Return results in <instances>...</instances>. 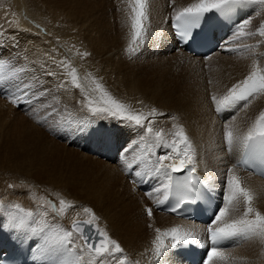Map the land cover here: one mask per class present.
<instances>
[{
  "label": "bare ground",
  "instance_id": "1",
  "mask_svg": "<svg viewBox=\"0 0 264 264\" xmlns=\"http://www.w3.org/2000/svg\"><path fill=\"white\" fill-rule=\"evenodd\" d=\"M21 1L16 0L18 12L16 16L11 17L10 15L9 17H11V19L7 18V21H9L7 22L8 23L7 28H6L7 24L3 23L2 19L0 20V35H2L5 32L4 34L5 37L0 38V59L8 62L9 65L11 63L10 61H15L19 68H23L26 70H30L31 68L32 73L34 75L39 74V72L41 73V71L53 72V63L51 58V56L53 55L51 50L52 46L49 45V43L48 44L44 43V37L42 33H40L41 31L39 27H37L33 22H31V20H29L27 16L30 15L25 14L26 7H24ZM34 1H38V3L39 2L43 3L44 6L46 5L47 8H49L48 11H50V13L48 15L50 16L49 20L51 21L49 23L53 24V26L57 23H60L58 21L60 17L58 18L57 15L58 8H60L61 5L65 7L64 4H66L67 9L62 7L63 9H66V12L64 11L65 20L62 19V22L65 23L66 25L65 32L67 33L66 35H68V40L70 41L73 39L75 45L71 49L70 47L72 46H69L70 44L66 43L68 50L66 51L65 49V52H67V59L69 61V64L72 63V66L73 65L76 66V69L80 67L78 68L80 69L78 77L81 80H83L81 75L85 74V70L86 68H88V60L84 59L80 61L78 58V54L82 53V50H86V52L92 57L99 58L101 63L104 59L110 57V55L119 56L126 52L128 54H131L130 52H128L129 45L131 44L130 36L126 37L123 41L118 43L117 46L114 47L111 46V37L109 31H107L106 33L104 29L106 25H108L106 22V18L104 17L105 14L104 15L103 13L98 14V17L102 23H100V21L97 20L96 10L100 7L98 2L97 5L94 3L93 0L92 1L91 0H34ZM101 1L103 0H100L99 2L101 3ZM171 1L172 2H167V0H163V2L157 7H155L152 4L151 11H149V19L148 21L145 22L147 32L143 39V46L145 45L147 46L143 48L144 50H147L146 52L145 51L143 52V55L145 53V55L147 56L158 57V60L160 61L169 62V65L163 68V70L165 72V75H167V80L170 84L171 90L168 89L166 91L165 90L160 91L159 88H160V84L162 83L160 79L158 81H153V82L136 81V84H131L126 86V89H128L130 92V96L126 99H123L122 103L129 105L137 112L141 111L139 110L140 108L137 109V107L139 103H142L143 104L142 108L144 109L148 107L150 108L153 107L158 110V113L170 114L171 116H174L180 109L178 110L179 104L177 102H173L175 95L173 91L178 90L179 92L182 93L183 99L189 100L191 103L196 98L199 101V104L194 109L190 108L191 110L190 113L188 114L189 119L184 121L182 127L184 128L185 132L187 133L193 145L194 160H195L194 165L197 166L198 172L211 185V187L215 191L217 190L222 191L224 190V184H223L224 173L226 172V169L228 167L236 165L238 161V157L242 150V148H237L232 152H228L226 150V144L223 139V125L225 122H228L232 124L234 127L238 128L240 132H246L247 128L259 115L260 111H264V95H259L254 99H252L251 103L246 109H241L239 111L231 110L222 113H217V112L214 113V109H213L214 105L211 102L212 94L209 96V94L207 93L205 94L206 96H204L202 95V93H199L200 91L198 92L196 90V89L199 90L201 88L203 89L204 87L202 83L203 79L200 78L201 76L197 77L196 79L195 78L193 79L190 75H192L194 71L201 72V70H203L205 66L206 67L212 66V69L219 68L220 65H218V63H213V61L215 60V58L218 57L223 58L225 55L220 56L218 54L221 53L226 54V50L228 49V47L229 49H233V50L232 51L228 50L227 53L233 54L235 50L239 51L240 47L245 45V48H243L240 53H237V55L241 57L242 54H246L247 50L250 51L253 50L252 45L254 42L253 39L250 38V36H243L241 37L240 40H237L236 43L233 42L228 47L226 45L225 47L215 51L214 54L210 56V59L200 61V59H196L194 57L192 58L184 54L183 50L176 46L170 34L168 24H169V20H171V17L173 16L174 10H178L182 7H186L188 4L193 3L194 0H171ZM152 3L155 2L153 1ZM249 4L250 3H247L246 11L248 10V8H250ZM253 4L255 7V3ZM103 5L105 6V4ZM124 5L122 7L126 6V9L128 10V12H130V9L127 7V5L125 6ZM10 6L9 9L11 10ZM39 8L41 7H38V9ZM27 11L29 10L27 9ZM6 14L7 11H5L2 14L3 19H5L4 17ZM247 14L248 12L247 13L245 12L244 17L237 24L236 32L239 30V26L243 23V21L245 19H248V17L246 18ZM248 16H250V14ZM46 25L48 26L49 24ZM53 28L55 29V27ZM248 28L250 29V27L245 28L246 29L245 32H247V30L249 32ZM159 29L161 30V32L159 31ZM130 32H131V21L129 24V35ZM45 34H47V32H45ZM231 39L234 40V37L232 36L229 39V42ZM258 45H260L261 47L259 49L255 47V49L257 50V52L255 53L257 54H255L254 56L260 58L261 56L262 57L264 56V48H262L264 46V43L262 44L261 42ZM64 47L65 46H63V48ZM224 49L225 52L223 51ZM260 54L261 56L259 57ZM165 56H169L167 57L169 61H167ZM241 60L244 61V59ZM93 61H95V59ZM101 63L99 64L101 65ZM250 63L251 62H248V66H247L248 69H245V74H243V76L241 77L239 76V78L235 80L232 79V81H229L227 83V86H225L224 89H221L218 92V95H222L227 90V88L230 87L233 83L247 76L253 67V65ZM72 66L70 65V67ZM58 78L63 79L64 77L62 78L58 77ZM54 79L57 78L55 77ZM54 79L51 80L52 81L51 84H53V87L49 85L43 89H48L49 87H51L50 90H53V92L60 93V95L63 96L62 98L64 100L65 105L66 106L68 105L69 113L74 116L76 115L75 118L78 119L83 114V112L86 111V109L80 111L81 103L79 101H78L79 104H77L76 106L70 105L69 101L72 99L70 93H75L79 95L81 94L80 89H76L72 87L69 83L70 91H66L62 89L57 91L56 85L53 83ZM191 79H193L192 81L193 83L195 82V84L198 81H200V84L202 83V86L200 85L192 86L193 84ZM217 80H219V78ZM23 82H24L23 74L20 72L17 74L15 78L8 79L4 82L3 85L4 88H2L0 92L1 95H5L6 92L12 93L14 91H17V88L19 87V85H22ZM111 90L113 91V93H115L116 89L113 88ZM178 96L179 95H177V97ZM202 96L204 97L202 98ZM115 97L117 98V96ZM182 97L180 96L181 100ZM148 98L151 99L149 100ZM69 107H71L70 110ZM2 112L4 111L2 110ZM86 112H87L86 114L89 117L90 113H88V111ZM219 114L222 115L221 120L217 118ZM170 115H168L169 116L168 118H170ZM233 117L235 119H233ZM163 118L164 117L162 116V119ZM166 119L167 118H165V120ZM37 122L38 121L33 120V123L28 122V124L26 123L20 124V127L18 126L12 127L13 126L12 125L11 126L12 131L11 130L9 132L7 131L6 135H4V138L1 139V142H3V145L7 146L6 147L7 151L4 153V155H6L4 156L5 158L4 164H7V166L9 167L18 168L24 174L33 173L35 171L38 177L33 174L34 175L33 177L36 180L34 179V180H30L29 182H25V185L26 184L32 185L31 189L28 191L24 190L25 187H23L22 190H16L11 186H2L0 189V223L4 224L3 230H0V238H8L9 240L20 242L23 238L29 237L30 246H31L30 251L35 264H56L58 260L63 259L65 256L68 255L64 249H59L54 242L46 243L45 237H51L53 232L59 228L65 229L67 222L71 218V214L69 213L68 210L63 214L58 212V209L60 208L59 204L62 199L65 200L66 205H72L73 202L76 204L83 205L81 204L82 202H81L80 192L78 193L77 191L79 188H81V192L83 196H85L87 199L86 203L88 208H90L89 200L96 204L98 203L100 204L102 202L104 203L103 204L104 209L101 210V206L98 205L96 210L93 211L94 214L97 217H99L100 222L105 223L106 219L108 218V220L111 221V224L108 223L110 230L114 226L115 231H118L120 229L119 232L120 233L123 232V234H125L124 236L129 235V237L126 236L123 238L124 241L129 238L132 239V241L133 240L137 241V243L135 242L136 244H132V245H136V248L134 249V254H131L129 257V259L133 262V264H150V261H152L149 260L150 258L144 257L145 256L144 249L146 248V246H149L148 244H151V246L154 249V245L152 244V241L155 239L156 236V232H155L156 228H160L161 230H164L175 226H181L184 229L191 230L195 236L194 241H185L177 245V247L175 248H169L166 252L167 255H169V257L165 254L164 256H162V260L158 261V263L160 262L162 264H174L173 260L175 259V264H187L182 258L183 253L197 251V248L203 245V243L206 241L205 238L206 227L204 225L182 221L181 219H177L175 217L170 216L167 213H162L159 211V205H160L159 201L163 200V194H157L153 192V189L160 186V184L164 181L165 178L163 176L156 177L153 174L152 177L151 174L145 176L146 178H148L147 181L149 182V185L151 187V192L153 193V197L151 199L149 198V196H144L141 193L137 192L136 190H135L136 192H134L135 195H133V191H132L133 185L126 179L124 175H122L125 169L124 168L125 165L124 164L122 165V163L121 164L114 163V165H112V163H109L107 161H105L106 163L102 162L103 159L101 160L98 157L93 158L87 155L88 153L87 149L84 153L85 155L82 154V152L81 153L75 152L73 151V149H71L72 146H74L72 144L68 145L64 142L60 145L57 143L53 144L51 143V141H48V138L42 133V138L47 141L48 148L50 151V152H43L44 144L41 143L42 141L40 140V136L38 137L36 136V134L39 132L41 128V124H38ZM102 122L108 123L110 125L113 124L111 123V121L109 122L106 119L102 120ZM98 123L99 122L95 123L94 126L97 125ZM167 128L163 130L164 134L168 132ZM45 132H47V135L49 137L52 135V130L50 129L46 130ZM133 137L136 138V136ZM109 140L111 141L112 139L110 138ZM59 150H62V152L64 151L65 154L63 155L65 160L63 158H60L62 152L58 153ZM143 151L144 148L138 149L139 153H143ZM166 151L168 150L166 149L162 150L161 148L160 155L164 154ZM11 154L13 156H11ZM76 158H78V160H82V162L81 161L77 162L78 160L76 161L75 160ZM84 160L85 162L87 160L94 161V163H91L92 167L91 168L89 167L90 170H88V173L92 172L91 175L89 173V175L93 179L92 181L88 180L87 178L86 179L84 178L85 176H88L86 171L87 169L85 168V165L88 163L83 162ZM166 163H170V161ZM235 173L240 177L242 186L247 189H250L251 192L253 193L254 199L252 202V206L256 208L258 211L264 213V182L250 176V174L248 173H242L239 170V168L236 167H235ZM79 174L80 176H78ZM81 179H83V181ZM143 181L144 180H142L141 183ZM120 194L127 196V198L121 196ZM46 195L51 197L49 201L55 204L56 210H53L51 205L49 208L42 207V204H44V202L48 199V197L46 199L45 197ZM119 198L123 201V203H127L129 211L126 212L123 211V212L124 214L127 213L131 219L129 220L130 223L127 224L125 222L126 225L124 224V226L122 224L123 222L122 223L119 222L121 223L120 225L123 226L120 228H119L118 220H121V217L123 218L124 216H121V214L123 215V213L119 214L116 211L120 207V206L115 207V205L118 204V202H120ZM17 204L20 205V207L23 208L26 212L30 211L33 213V216L32 218L29 219L28 223L31 225L32 228L36 229L35 233L28 232L27 230H22V229L12 230L8 227L9 217L17 212V209L15 208V205ZM152 205L155 208L154 210L152 209L153 211L152 218L151 217L149 218L151 219L150 224L152 225V227H150L151 228L150 234L148 233L150 236H148L147 232L145 231L146 228L144 229L142 223L144 222L145 219L147 220V216H145L146 218L144 217V215H146L147 213L146 208H152ZM82 207L84 208V206ZM244 207L245 206L243 202H241V204L239 205V212L236 214L237 215L242 214L244 211ZM133 213L136 216L132 215ZM80 214H85V212L83 211ZM131 221H133L134 223H131ZM40 228H44V232L41 233L39 231ZM123 234L121 236H123ZM130 239L128 240L129 242L127 241L128 243L127 242H123V243L119 242V243L121 244L123 249H125L126 251L127 249H129L128 252L131 253L133 251V248L131 245H129V243H131ZM225 243L228 246L225 249H221V250L225 253L228 259H226L225 261H215L214 264H231L232 262H234V264H240V258L238 256V253L243 254L244 252H247L246 257H249L248 256L249 253H251V255L253 254V251H255L254 249L257 247V244L259 242L258 243L255 242V244L252 243L249 244L247 239L246 240L233 239V240H228ZM151 246L149 247L150 249ZM185 246H187V248H184ZM259 246L261 245L259 244ZM153 249L150 250L151 251V254L149 253L150 256L152 254L154 255ZM76 251L77 254L82 256L80 264H88L89 257L87 253L86 252L80 253L78 249ZM259 253L256 254L258 256L256 257L253 256L254 258H252L255 264L259 262H264V256H263L264 254L262 256H259ZM177 254H179L180 258H177ZM69 259H74V257H69ZM249 259L251 258L249 257ZM105 264H114V262L113 261L107 262L106 260Z\"/></svg>",
  "mask_w": 264,
  "mask_h": 264
},
{
  "label": "snow or ice",
  "instance_id": "2",
  "mask_svg": "<svg viewBox=\"0 0 264 264\" xmlns=\"http://www.w3.org/2000/svg\"><path fill=\"white\" fill-rule=\"evenodd\" d=\"M244 3H255L264 5V0H194L178 10H174L171 17V24L175 30V35L185 43L193 41L196 34L200 32L205 24L208 23L209 14H215L224 19H230L236 6ZM127 6L130 9L129 18L131 21V44L128 51L134 53L136 48L143 43L147 28L145 22L149 19V0H127ZM251 23L250 19H245L239 26L238 37L259 35L264 37V23H262L255 32H245L244 27ZM233 49H229L232 51ZM83 55H87L86 53ZM210 59V57H206ZM58 66L68 67L64 61L57 62ZM25 71L23 68L11 67L8 62L0 59V82L15 78L18 73ZM49 76H57L56 72L48 71ZM70 76V85L80 89L81 110H87L90 113L89 119H76L71 114L65 115L56 107L59 103L57 97H53V103H41L40 108L47 112V117L56 118L61 116L59 126L70 129L76 133L99 132L94 126V120L116 119L127 126L136 127L144 130L145 135L140 136L139 143L143 144L144 153L127 162L125 158V168L134 170L133 164H142L143 171H136L135 175L142 177L153 174L156 177L163 176L165 179L160 186L153 189V192L163 194V200L166 202L174 193L177 195V205L195 202L200 198V190L197 187V169L194 166L193 145L185 132L184 128L174 123L172 125L175 131L172 133L173 139L169 142L165 139L163 130L155 131L153 128V119L158 115V110L152 108L149 113L134 111L129 105L115 99L103 85L92 80L94 87L87 88L83 85L76 68H71L66 73ZM211 83V81H209ZM35 85L32 82L23 83L17 88L16 93H11L7 98L13 104H19L27 97L28 99L39 100L50 94L48 89L39 90L28 97V90ZM57 91L64 89L70 91L69 82L61 81L56 85ZM259 95H264V68H261L256 61H253L252 70L243 79L233 83L222 95L215 92L211 95V102L214 105L215 112L222 113L231 110H241L248 108L251 100ZM50 110V111H49ZM65 112L67 109L65 108ZM173 120L178 118L173 116ZM233 119H235L233 117ZM40 122V121H38ZM148 137H153L151 144L146 143ZM101 142H106L108 136L99 132ZM223 139L226 144V150L232 152L237 148H242L246 157L256 156L264 160V111L254 119L246 132H240L232 124L225 122L223 125ZM138 143L136 141L133 142ZM153 147L167 149L164 154L157 155L155 160L149 159L152 155ZM125 153L129 148L123 150ZM170 161V163H166ZM245 164L248 160L243 161ZM236 165L228 167L224 173V192L221 205L213 213L211 222L207 225L208 240L211 242L208 248L204 264H214L215 261H225L228 257L218 247L222 242L233 239H259L264 242V213L258 211L252 206L254 199L250 189L242 186L240 177L235 173ZM188 171V175L183 180H174L173 173H182ZM151 199L153 193H146ZM243 202L244 211L239 212V205ZM53 210H56L55 204L49 202ZM72 205H66L65 200L60 201L58 212L63 214ZM17 212L9 217L8 227L12 230L22 229L35 233L36 229L28 223L33 213L25 211L20 205H15ZM172 211H176L174 206ZM83 211L89 214L90 219L86 221H73L72 229L67 230L59 228L53 232L51 237H45L46 243L54 242L59 249H64L67 256L60 259L56 264H80L82 256L77 254L87 253L88 264H105L106 260L113 261L114 264H133L125 256V250L121 244L113 239L106 229L96 225L99 220L91 208L85 207ZM148 217L153 214L152 208H146ZM149 227H152L150 224ZM4 224L0 223V230H3ZM39 231L44 232V228ZM156 236L152 241L154 245V254L159 258L166 254L169 248H175L185 241H194L195 236L191 230L175 226L168 229H155ZM82 241V243H80ZM167 241V242H166ZM23 244V241H20ZM204 245H201L203 247ZM74 257V259H69ZM0 264H3L0 261Z\"/></svg>",
  "mask_w": 264,
  "mask_h": 264
},
{
  "label": "rangeland",
  "instance_id": "3",
  "mask_svg": "<svg viewBox=\"0 0 264 264\" xmlns=\"http://www.w3.org/2000/svg\"><path fill=\"white\" fill-rule=\"evenodd\" d=\"M18 1H21V0H18ZM93 1H94L95 4L98 5V3H99V5H100V7L96 10L97 11V13H96L97 14V20L100 21V19L98 17V14H100V13H103V15L105 14L104 17L106 18V22H107L108 25H106V27L104 29H105L106 33H107V31H109V34H110V37H111V46L112 47L117 46L118 43H120L121 41H123L126 37H128V36L131 37V32H130V35H129V24H130L129 17H128L129 12L126 9V6H125V5H127L126 0H103V1H101L102 4L99 2L100 0L99 1L98 0L97 1L96 0H93ZM153 1L155 3H152ZM15 2H16V0H14V1H12V0H0V20L2 19L3 20V23L7 24L6 25V28L8 27V23L7 22H9V21H7V18L11 19V17L12 16H16V14L18 12V10H17V2L16 3ZM162 2H163V0H161V2H160V0H156V1L155 0H149V6H150L149 7V11H151L152 4L155 7H157ZM167 2H172V1L171 0H167ZM21 3H23L24 7H26L25 8L26 9L25 10V14L30 15V16H27L29 18V20H31V22H33L37 27H39V29L41 31L40 33H42V35L44 37V43L45 44H48L49 43V45L52 46V49L51 50H52V54L53 55L51 56V58H52V63H53V72H56L58 74L57 76H49V75H46L47 72L41 71V73L39 72V74H35L34 75L32 73L31 68H30V70H26L25 69V71L21 72L23 74V81H24L23 83H28V82L31 81L35 85L34 87L38 86V87H40L39 88L40 90H43V88H45L46 86H49V85L51 87H53V84H51V82H52L51 80H53L55 77L57 78V79H54V82H53L55 85H57L61 81H68L70 83V79L71 78H70V76L66 75V73L68 71H70L71 68H73V67L76 68V66H74V65L72 66V63L69 64V61L67 59V52H65V49H66V51L68 50V47L66 46V43H69L70 44L69 46H72V47H70L71 49L73 48V46L75 44L73 42V39L70 40V41L68 40V35H66L67 33L65 32L66 31V25H65V23L62 22V19L65 20V12H66V9H67L66 4H64L65 7L63 5H61L60 8L57 7L58 8L57 15H58V18L60 17L58 19V21L60 23H57V24H55L53 26V24L49 23V22H51L49 20L50 19L49 18L50 16L48 15L50 13V11H48L49 8H47L46 5L44 6L43 3H40V2L38 3V1H34V0H22ZM123 3L124 4L126 3V4L124 5ZM103 4H105V6ZM41 5H43V6H41ZM123 5L125 7H122ZM9 6H10L11 10L9 9ZM38 7H41L42 9L41 8L38 9ZM62 7L66 8V9H63ZM4 8H5V10H4ZM27 9L29 11H27ZM59 10H61V11H59ZM253 10H252V13L250 14V16H248V19L251 20V23L249 25H246V27H244V31H246L245 28L250 27V29L248 28L249 29V32L250 31L251 32H255L256 29L262 23H264V5L255 4V7H254ZM5 11H7V14L4 17L5 19H3V15L2 14ZM58 11H59V14H58ZM61 14H63L64 16L61 15ZM108 14H109V16H108ZM10 15H11V17H9ZM44 19H45V21H44ZM42 21H43V23H42ZM100 23H102V22L100 21ZM46 24H49L51 27L52 26L55 27V29L53 27L51 28L49 25L47 26ZM44 27H45V30L46 31L44 30ZM49 27H50V30H49ZM10 30H12V29H10ZM8 31H9V28H8ZM159 31L161 32L160 29H159ZM45 32H47V34H45ZM51 32H52V34H51ZM247 32H248V30H247ZM58 33L60 34V36H59ZM4 34H5V32L2 35H0V38L1 37L2 38L5 37ZM44 35H46V36H44ZM258 36H259L258 34L255 35V36H250V38H252L253 39V42H254L253 45H252L253 50H251V51L250 50H247V52H246V54L247 55L249 54L250 56L249 55L247 56L246 54H242L241 57H239L237 55V53L239 51L237 53L234 52L233 54H228L227 51L229 49H227L226 50V54H224V53L218 54L220 56L225 55L223 58L218 57V58H215V60L213 61V63H218V65H220L219 68L212 69V66H210V67H206L205 66V68L203 70H201V72L200 71H194L193 74L190 75V76L193 79L194 78L196 79L197 77H200L201 76L200 78L203 79L202 83L204 85L203 89L201 88L202 90L201 89H199V90L196 89V90L198 92L200 91L199 93H202V95H204V96H206L205 94H207V93L210 96L214 92L218 95V92L221 89H224V87L227 86V83L229 81H232V79L235 80V79L239 78V76L241 77V76H243V74H245V69H248V67H247L248 66V62H251L250 64L253 65V61H256L257 64L261 68H264V56L262 57L261 54L259 55V57L261 56L260 58H257L256 56H254L255 54H257V53H255V52H257V50L255 49V47L257 49H259L261 46L258 45V44L261 43V42H262V44L264 43V41H263L264 40V37H260V36L258 37ZM54 38H56V39H54ZM239 38L240 37H238V34H237L236 39H239ZM259 38H260V40H259ZM59 40H62L64 42L59 41ZM60 42H61V44H60ZM58 43L60 44V47H59V44ZM63 46H65L66 48L65 47L63 48ZM144 47H147V46L146 45L143 46V43H142L139 47L136 48L137 51L135 50L134 53L130 52L131 54H128L126 52V53H123V54L121 53L122 55H119V56H117V55H110V57L104 59L102 61V63L100 62L99 58L92 57V56H90L86 52V50H82V53L78 54V58H79L80 61H82L84 59H87L88 60V68H86L85 74H82L81 73L82 74L81 76H82V79H83V80L80 79L81 82L83 83V85L85 87L92 88V87H94V85L92 84V80L97 81L98 83H100V84L103 85L104 89H106L115 99L119 100L120 102H122L123 99H126V98H128L130 96V92H129L128 89H126V86L131 85V84H136V81L153 82V81H158L160 79V81L162 83L160 84L159 90L160 91H164V90L166 91L168 89L171 90L170 84H169V82L167 80V75H165V72L163 70V68H165V67H167L169 65V62L160 61V60H158V57H156V56H147V55H145V53L143 55V52L144 51L145 52L147 51V50H144L143 49ZM243 48H245V45H243ZM262 48H264V46ZM145 49H147V48H145ZM225 49L223 50L224 52H225ZM153 51H154V49H153ZM60 53H61V55H60ZM85 53L87 55H83ZM137 54H139V55H137ZM134 55L135 56L137 55V56L135 57ZM167 57H169V56H165V58L167 59V61H169V59ZM94 59H95V61H93ZM241 59H244V61H242ZM60 61H64L68 65V67L58 66V63L57 62H60ZM10 62H11L10 63V66L12 65L11 67L19 68L15 61H10ZM99 63H101V65ZM70 65L72 67H70ZM90 65H91V67H90ZM92 65H93V67H92ZM78 68H80V67H78ZM78 68L76 70H77V73L79 74L80 69H78ZM59 69H61V70H59ZM60 71H62V72H60ZM58 77H60V78L64 77V78L63 79H59ZM234 77H236V78H234ZM218 78H219V80H217ZM193 79H191V81ZM209 81H211V83H209ZM140 83H142V82H140ZM202 83L200 84V81H198L195 84V82L193 83V81H192V84H193L192 86H194V85L195 86L196 85L202 86ZM51 87L48 88V90L50 91V94L48 96H46V97H41V99H39L37 105L34 106V109H31L32 111L31 110L28 111V108L26 106L17 107L13 103H11V105L12 104L13 105L10 106L6 102V101L9 100L7 98L8 96H6V94L5 95H1V97H0V100H1L0 101V107L1 108L4 107V108L3 109L0 108V113H1L0 114V126H1L0 127V189H1L2 186H11V187L15 188L16 190H22L23 187H25L24 190L25 191H28V190L31 189V186L32 185H27V184L25 185V182H29L30 180H34L35 178L33 176L34 175L37 176V174H36L35 171L33 173L24 174V173L21 172L20 169L14 168V167H9V166H7V164H4V162H5L4 156H6V155H4V153L7 151V148H6L7 146L3 145V142H1V139L4 138V135H6L7 131L8 132L10 130L12 131V128H11L12 125H13L12 127H14V126L20 127V124H25V123L28 124V122L29 123H33V120L40 121V122H37V123L38 124H41V128H40L39 132L36 134V136L37 137L40 136V140L42 141V142L41 141L40 142L44 144V150H43V152H50V151H49V148H48L47 141L42 138V133L48 138V141H51V143H53V144L54 143L55 144L57 143V144L60 145L63 142L66 143V144H68V145L72 144V145H74L71 148V149H73V151L79 152V153L82 152V154L85 153L86 149L82 150V149L79 148V146L77 144V138L74 137L75 136V133L73 134V137H72L71 136V134L73 132L72 130L67 129V128H63V127H60L59 126V122L62 119L61 116H57L56 118L47 117V119L45 120V117L47 115V112L45 110H42L40 108V104L41 103H45V102H47V103H53V97L54 96L57 97V98H59L58 99L59 100V103L56 104V107L59 108L60 111L62 113H64L65 115L70 114L69 111H68V105L67 106L65 105L64 100L62 98L63 96L60 95V93H58V92H53V90H50ZM2 88H4V86H2ZM113 88L116 89L115 90V93H113V91L111 90ZM62 90H64V89H62ZM203 91H205V92H203ZM14 92H17V91H14ZM173 93L175 94L174 95L173 102H177L179 104L178 110L180 109L177 113L174 112V113H176V115H174V116L177 117L178 119L177 120H173L171 118L173 116H171L170 114H164V113H163L164 115H158L157 114L155 117H150V119H153V121H154V123H153L154 132L155 131L164 130L168 126V128H167L168 129V132L166 133L167 135L164 134V136H165L166 140H168L169 142L173 139L172 133L175 131V129H173L172 125L174 123H176V124H179V125L183 126L184 121L187 120V119H189V115L188 114L190 113V110L191 109H194L199 104V101L196 98L192 101V103L189 100L183 99L182 93L179 92L178 90L173 91ZM177 95H179L178 96L179 98L177 97ZM70 96L72 97V99L69 101V104L72 105V106H76L77 104H79V102L82 99L81 94L78 95V94H75V93H70ZM115 96H117V98ZM180 96L182 97V100L180 99ZM204 96H202V98ZM148 99L150 100L151 98H148ZM195 101H196V103H195ZM142 105H143L142 103H139L137 109L140 108L139 110H141V111L143 110L142 112L144 114L149 113L150 110L153 108V107H151V108L148 107V108L144 109V108H142ZM6 108H8V109H6ZM65 108L67 109V113L65 112ZM70 109H71V107H69V110ZM213 109H214V113H215V108L213 107ZM2 110L4 112H2ZM133 110L136 111L135 109H133ZM80 111H82V110L80 109ZM86 111L83 112V114L78 119H84V117L87 118L88 115L86 114L87 113ZM182 111H184V112H182ZM165 115H166V117H165ZM168 115H170V118H168L169 117ZM71 116L74 117V118L76 117V115L74 116L72 114H71ZM162 116L164 117L163 119H162ZM221 117H222L221 114H219L217 116V118L219 120L222 119ZM165 118H167L168 120L166 119L167 120L166 121ZM106 120L109 121V122L111 121V123H113V124L110 125V124L105 123V122H102L100 120L99 123L97 125H95V127H97V128H103V127L107 128L108 129V133H105V134L108 136V139L111 138V136H109V134L113 135L111 139H118V137L114 133H112L113 131H116L120 135V137H119L120 140H122V141H130L131 142V145L133 144V139H135V137H133V136H136V135H133L132 136V134H131L132 127L131 126H127L126 124H124V123H122L120 121L118 122L116 119H110V120L109 119H106ZM157 120H158V123H157ZM169 125H170V127H169ZM6 129H8V130H6ZM48 129L52 130V135H51L52 137L51 136L49 137L47 135V132H45ZM13 130H14V128H13ZM137 130L140 132L141 135H143V134L145 135L143 129L137 128ZM170 132H172V133H170ZM125 134L127 135L126 138L124 136ZM70 137H71V142H67L66 139L69 140ZM95 139L96 140H100L99 134H97L95 136ZM152 140H153V137H150L147 140V142L149 144H151L153 142ZM81 141H84V145H86V146L91 145V139H88V142H87L86 139H83ZM125 148H129V144H125L123 146V150ZM139 148H141V147H137V145H135V146H133L132 148L129 149L128 152H130V153L127 152L125 154H121L118 157L119 159H118L117 163H120V164L122 163V165L123 164L125 165L124 162H125V158L126 157H127L126 159H128L127 162H131L134 157L143 154L145 150L143 151V153H139L138 152V149ZM142 148H144V147H142ZM160 150H161V147H153L151 149L152 155L149 156V159L155 160L157 154L160 155ZM162 150H164V148H162ZM61 152H62V150H59L58 153H61ZM63 154H65L64 151L61 153V157L60 158H63L64 159V155ZM87 155H89V156H91L93 158L96 157L94 154L89 153V152L87 153ZM11 156H13V155L11 154ZM103 159H105V158H103ZM75 160L77 161L78 158H76ZM80 161L82 162V160H78L77 162H80ZM105 161H107L109 163H112V160H102V162H105ZM83 162H85V160ZM85 163H88V164L85 165ZM85 163H84V165H85V168L87 170L86 169H84V170L87 171L88 176H85L84 178L85 179L87 178L88 180L92 181L93 179L90 176L92 172H89L90 173V175H89L88 170H90V168L92 167V164L91 163H94V161H88L87 160ZM112 165H114V163H112ZM133 165H135V164H133ZM138 165H140V164H138ZM124 168H125V166H124ZM122 175L125 176L124 171H123ZM78 176H80V174ZM92 176H93V174H92ZM89 177H90V179H89ZM151 177H152V174H151ZM126 179H127V177H126ZM142 179H143L142 177H138V176H134L132 178V180H131L130 183L133 185L132 186V188H133V190H132L133 191V195H135L134 192L137 191L136 185L139 182H141ZM81 180L83 181V179H81ZM118 189H119V187H118ZM77 191H78V193L80 192V197H81V202H82L81 204H83V205L76 204V203L73 202V204H72L73 207L68 208V211L71 214V218H70V220L66 224L65 229H67V230L69 229V226H70L71 222L74 221V220H77V219H79V220H82V219L88 220V219H90L89 214H87V213L80 214V213L83 212V209L85 207H88V206H87V203H86L87 199H86L85 196H83V194L81 192V188H79ZM160 194H162V193H160ZM120 195L121 196H124L122 194H120ZM45 197H46V199L48 197V199L45 201L46 202V205H45V202H44V204H42V207L49 208L50 205H51V204H49V202H50L49 199L51 197L50 196H47V195ZM124 197L127 198V196H124ZM222 198H223V194H222ZM119 200H120V202H118V204H120V205L116 204L115 207H118V206H120V207L116 211L119 214L123 213V215L121 214V216H124V217L126 216L125 218L124 217L122 218L120 216L121 217V220H118V224H119V228H120V227H123L124 224L126 225V223L127 224L130 223L129 220H131V219H130V217L128 216L127 213L124 214V212H123V211H125V212L126 211H129V208L127 206V203H123V201L120 198H119ZM48 204H49V206H48ZM103 204H104L103 202L100 203V204L99 203L96 204V203H94V202H92V201L89 200V205H90V208L92 209V211L96 210V208L98 207V205L101 206V210L104 209ZM82 206H84V208ZM79 207H80V209H79ZM121 207H122V209H121ZM153 208L154 207H152V209ZM119 209H121L122 212ZM126 209H128V210H126ZM78 211H79V213H78ZM132 215L136 216L134 213ZM145 216H147L148 222L145 219L144 222L142 223V225H143L144 229L146 228L145 231L147 232V234L148 233L150 234L151 228L150 227H147V226H149L148 224H150L151 219H149L150 217H148L147 213H146V215H144V217ZM151 218H152V216H151ZM119 222H121V223L123 222L122 223L123 226L120 225L121 223H119ZM105 223L104 222H100L99 220L96 221V224L98 225V227L103 228V229H106L108 231L109 235L113 239L117 240L118 242H120V243L122 242L123 243V242H127L130 239L129 238V239H127V240L124 241L123 238L126 237V236L129 237V235L124 236L125 234H123V232H121V233L119 232L120 229L118 231H115V227L113 225H111V226H113L112 227L113 229L111 228V230H110L108 223L111 224V221H109L108 218L106 219V222ZM131 223H134V222L131 221ZM122 234H123V236H121ZM149 234H148V236H150ZM130 240H131V243H129V245L132 246L133 251L130 253V252H128L129 249H127V251L124 249L125 250V256L128 259H129V257H130L131 254H134V249L136 248V245H132V244H136L137 243V241H135V240H133L134 243H133L132 239H130ZM247 241H248L249 244L250 243L255 244V242H257V243L259 242V243L257 244V247L254 249L256 252L253 251V254L252 255H251V253H249L248 256L251 259H249V257H246L247 256L246 255L247 252H244L243 254L238 253V256L240 258V264H255L252 258L258 256L256 254H258L259 252L261 253V255L259 253V256H262L264 254V248H263L264 242L261 243V241L259 239H247ZM259 244L261 246H259ZM148 245L149 246H146V248L144 249V251H145L144 252V254H145L144 257L145 258H150L149 260H152V261H150V264H162L160 262L158 263V261H161L162 260V257H159L158 258L155 254L154 255L152 254L150 256V254H151V251L150 250H152L153 247L151 246V244H148ZM150 246H151V249L149 248ZM184 248H187V246H185ZM254 253H255V255H254ZM166 255H167V253H166ZM167 256L169 257V255H167ZM177 258H180L179 257V254H177ZM250 260H251V262H250ZM107 262H110V261L107 260ZM173 262L175 264V259L173 260ZM262 263L264 264V262H259L257 264H262ZM231 264H234V262H232Z\"/></svg>",
  "mask_w": 264,
  "mask_h": 264
}]
</instances>
